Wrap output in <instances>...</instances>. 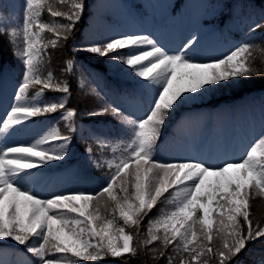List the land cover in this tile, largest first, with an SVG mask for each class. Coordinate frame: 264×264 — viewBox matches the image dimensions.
<instances>
[{
  "label": "snow or ice",
  "instance_id": "1",
  "mask_svg": "<svg viewBox=\"0 0 264 264\" xmlns=\"http://www.w3.org/2000/svg\"><path fill=\"white\" fill-rule=\"evenodd\" d=\"M85 9L86 0H23L19 19L0 24V37L7 39L22 69L16 102L0 119V136L20 131L17 126L26 127L31 118L57 112L69 133L52 127L28 144L0 143V242L24 246L35 258L12 262L5 256L0 264H81L136 257L144 251L151 253L154 264H244L249 245L264 239V224L250 215L251 201L264 198V132L241 159L217 165L160 162L155 150L176 107L264 76V58L257 64L254 55L264 52L262 46L244 42L209 62H195L189 55L195 37L176 52L141 34L80 49L129 68L142 87L153 89V98L140 116L125 114L115 103L90 113L112 116L125 131L116 143L99 136L85 141L84 151L95 166L107 170L97 192L42 198L28 186L32 170L65 158L77 131L79 112L68 106L70 85L48 67V50L70 39ZM261 29L264 22H256L248 31ZM74 64L67 60L63 71L71 73ZM46 91L64 95L48 101L43 99ZM109 149L110 158L104 155ZM161 198L165 208L148 218Z\"/></svg>",
  "mask_w": 264,
  "mask_h": 264
},
{
  "label": "rangeland",
  "instance_id": "2",
  "mask_svg": "<svg viewBox=\"0 0 264 264\" xmlns=\"http://www.w3.org/2000/svg\"><path fill=\"white\" fill-rule=\"evenodd\" d=\"M22 4L23 0H0V24L17 21ZM221 7V4L211 5L207 0H93L92 11L81 27L83 33L81 49L103 44L118 36L141 34L154 38L168 51L176 52L189 39L195 37V45L189 53L192 59L195 62L216 60L229 53L232 42L221 39L217 29L208 25L205 19L220 11ZM43 19L47 21L50 18L45 14ZM233 23L236 25L235 20ZM237 26L240 27V24ZM3 49L9 60L12 58L16 60L9 44ZM85 53L95 63L103 66L106 75L122 80L132 88V94H128L125 100L126 114L134 117L143 115L153 98V89L142 87L143 82L140 78L110 57ZM95 63L93 65L98 67ZM79 71L81 84L85 83L92 87L91 90L93 86H101L99 71L90 66H79ZM21 79L22 76L18 80L11 75L0 73V119L5 117L16 102L15 93ZM248 86L249 80H241L236 87L214 91L176 107L162 128L160 138L164 137L165 142L163 149H157L156 160L165 163L193 160L217 165L225 160L241 159L251 144L264 132V102L258 96L249 93ZM125 94L126 92L123 93ZM48 115L50 114L31 118L26 127L17 126L20 131L9 136H0V143L28 144L40 138L52 127H58L62 134L67 135L65 123L48 122L46 120ZM97 122L99 123H95L96 126L88 129L91 137L99 136L110 140L117 132L118 140H122V126L115 119L111 120L110 115ZM166 133L169 134L164 136ZM70 148L69 144L64 159L49 162L42 168L32 170L35 175L28 181V186L40 197L50 198L57 194L78 192L73 186L64 188V183L71 177ZM165 195L167 196V193ZM165 206L161 198L148 218L157 217ZM260 223L264 224V217ZM144 225L147 227V218ZM0 244L2 245L0 258L6 256L8 260L11 258L8 245L24 247L8 241ZM32 258L35 261V258ZM242 260L244 264H261L264 260V239L250 244ZM81 264L105 262L81 261Z\"/></svg>",
  "mask_w": 264,
  "mask_h": 264
},
{
  "label": "trees",
  "instance_id": "3",
  "mask_svg": "<svg viewBox=\"0 0 264 264\" xmlns=\"http://www.w3.org/2000/svg\"><path fill=\"white\" fill-rule=\"evenodd\" d=\"M211 5H222V9L210 17L205 19L208 25L213 26L219 32V36L223 39L233 42L230 50L235 46L250 42L255 45L264 47V29L257 30L254 34L248 31L249 25L256 22H264V0H207ZM93 0H86V9L82 14L81 20L77 22L74 29V34L61 47L49 50L51 53L48 67L53 71L57 79L65 80L69 83L71 94L69 96L68 106L75 108L79 112L76 120L77 131L72 134L73 139L70 143V168L71 178L65 183L66 188L73 186L78 192L94 193L97 192L106 180V169L101 170L93 163V158L84 151L85 141L89 142L91 135L88 129L96 126L103 116H93L90 113L98 106L104 103H115L123 109L125 97L132 93V88L122 80L111 78L106 75L103 66L95 63L91 57L81 51V41L83 33L81 27L84 26L88 14L92 11ZM233 20L236 25H233ZM240 24V27L237 25ZM8 42L3 37H0V73L11 75L14 79L21 78V65L15 59H8L5 54V48ZM257 64L264 58V52H254ZM74 60V68L71 73H65V62L67 60ZM95 63L97 66L93 65ZM79 66H90L99 71L101 79V86L81 88ZM96 85V84H95ZM249 93L260 98L264 102V76L254 77L249 80ZM64 94L52 91H46L45 99L48 101L58 100ZM59 112L46 116L48 122L61 121L59 119ZM111 120L114 118L110 116ZM119 129V128H118ZM116 129V131L118 130ZM122 139L125 138L124 128L121 127ZM117 133V132H116ZM110 139L113 143L118 142V137ZM171 133V130L170 132ZM166 133L164 136L168 135ZM69 134V133H68ZM164 137L157 142L155 154L157 149H162ZM160 143V144H159ZM159 147V148H158ZM104 155L109 157L112 155L111 150H107ZM158 206V203L157 205ZM156 208V207H155ZM161 209V208H160ZM159 209V210H160ZM110 212V211H109ZM250 215L255 221L261 222L264 217V198L256 197L251 201ZM152 218V217H151ZM145 226V225H144ZM141 228V232L146 230V226ZM1 246V244H0ZM9 253L12 262L23 260L26 262H34L32 255L27 253L24 247H17L15 245H8ZM105 264H154L151 253L144 251L136 257L126 256L123 258L108 257L104 260ZM163 264V262H161Z\"/></svg>",
  "mask_w": 264,
  "mask_h": 264
}]
</instances>
